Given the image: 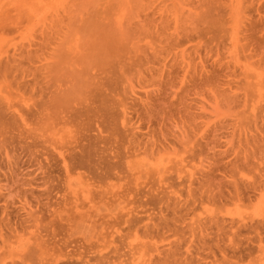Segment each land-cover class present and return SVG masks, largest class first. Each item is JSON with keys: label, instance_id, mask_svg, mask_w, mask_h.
Returning <instances> with one entry per match:
<instances>
[{"label": "rangeland", "instance_id": "rangeland-1", "mask_svg": "<svg viewBox=\"0 0 264 264\" xmlns=\"http://www.w3.org/2000/svg\"><path fill=\"white\" fill-rule=\"evenodd\" d=\"M0 264H264V0H0Z\"/></svg>", "mask_w": 264, "mask_h": 264}]
</instances>
